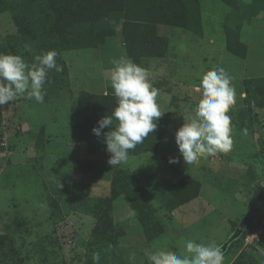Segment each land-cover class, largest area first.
<instances>
[{
	"label": "rangeland",
	"instance_id": "obj_1",
	"mask_svg": "<svg viewBox=\"0 0 264 264\" xmlns=\"http://www.w3.org/2000/svg\"><path fill=\"white\" fill-rule=\"evenodd\" d=\"M239 1L247 4L252 0ZM198 4L201 35L180 25H158L157 33L162 41L157 50L159 56L151 59L153 67L147 63L149 59L144 62L154 87L159 90L157 102L164 112L158 123L164 128V136L156 153L129 155L128 160L119 165L129 170L130 183L164 231L147 241L136 211L122 196L114 199L112 223L117 230L122 264H150L148 255L161 247L182 255L187 240L220 246L264 188V106L248 102L242 84L243 78L264 76V12L242 24L240 40L246 44L247 51L244 57H239L225 46L223 23L230 7L221 0H198ZM5 15L9 18L8 13ZM113 27V35L107 34L108 29L96 33L98 48L62 51V58L74 67V82L79 88H72L69 81L68 90L60 91L57 97L44 103L19 98L23 99L22 103L32 105V109L36 108L34 112L37 110L39 116L48 108L52 112L48 104L57 109L54 111L57 122L52 126L58 129L56 134H51L43 154L37 149L39 145L34 146L33 139H28L29 135L14 139L13 134L20 131L18 126H14L15 132L7 126L4 134H0V235L10 238L16 249L15 257L23 264H84L86 244L96 218L84 212L88 210V204L81 202L84 197L68 202L65 190L55 192L53 185L65 178L63 186L67 189L69 180L73 179L81 182L73 183L81 195L88 190L87 183L94 184V195H109V175L105 172L112 173V170L106 169L104 160L108 152L104 141L101 150L98 148L91 156L93 171L72 169L69 158L79 156V152L70 147L77 94L86 89L99 93L101 88L97 86L103 84L102 76L98 75L93 78L95 83H91L90 74L95 70L88 66L83 68L85 62L97 59L99 64L114 67L113 61L128 58L120 25ZM0 31L2 36L14 28L9 25ZM216 68H223L235 87L236 102L227 113L234 126L233 146L229 152L187 165L178 151L174 133L183 123V114L194 115L199 99L194 86L204 72ZM108 80L105 81L106 92L111 85ZM96 144L97 141L95 149ZM170 157H176L178 162L169 163ZM88 164L91 165V160ZM184 178L198 182L197 196L167 211L155 192ZM94 195L89 194V197H97ZM51 200L57 202V208L52 206ZM259 214L246 228V234L223 253L224 264H230L244 250H250L258 259L264 256V208Z\"/></svg>",
	"mask_w": 264,
	"mask_h": 264
},
{
	"label": "trees",
	"instance_id": "obj_2",
	"mask_svg": "<svg viewBox=\"0 0 264 264\" xmlns=\"http://www.w3.org/2000/svg\"><path fill=\"white\" fill-rule=\"evenodd\" d=\"M221 1L230 7L223 23L226 49L244 57L247 46L240 40L241 26L261 11L264 12V0H252L247 4L239 0ZM0 13H8L14 28V31L0 38V52L21 55L28 63L32 62L34 55L49 49L58 52L57 63L62 66L63 71L57 73L54 69L49 70V82L44 85V101L57 97L64 89L68 90V66L62 58V51L98 48L96 33L102 29H108L107 34L113 35V25H120L128 58L143 67L145 61L159 56L157 50L162 41L157 33L158 25H180L194 34L202 33L198 0H0ZM242 84L244 98L263 107L264 76L245 78ZM115 106L116 98L111 85L105 93L83 90L77 94L72 139L85 145L88 157L73 159V169L82 172L93 171L94 161L91 156L95 153L97 136L92 132V128L97 126L98 120L104 115H111ZM106 131L108 129L102 130ZM163 136L164 128L158 123L154 133L134 150H130L129 155L156 153ZM38 145L36 140L35 146ZM109 156L110 153H106L107 161ZM84 165L89 167L83 168ZM64 181L65 178H61L56 182L53 185L54 191L65 190L68 202L72 199L80 201L84 197L81 202L88 204V210L84 212L96 218V224L86 244L84 264H94L92 257L96 252L100 254L99 264L123 263L118 251L117 230L112 223V203L119 196L136 211L147 241L153 240L164 231L163 225L154 217L152 211L146 209V202L130 183L132 178L128 169L120 165L114 167L109 183V195L103 197L90 198L89 187L84 195L77 193L71 180L66 182L68 188L65 189ZM197 194L198 182L184 178L156 191L154 195L163 208L171 211L192 200ZM51 201L52 206L57 208V202ZM18 222L19 220H16V225ZM246 231L247 229H244L240 237L244 236ZM240 237L232 241L226 251ZM15 255L16 249L10 238L0 235V264H23ZM230 264H264V256L258 259L250 250H244L239 252Z\"/></svg>",
	"mask_w": 264,
	"mask_h": 264
},
{
	"label": "clouds",
	"instance_id": "obj_3",
	"mask_svg": "<svg viewBox=\"0 0 264 264\" xmlns=\"http://www.w3.org/2000/svg\"><path fill=\"white\" fill-rule=\"evenodd\" d=\"M57 57L58 52L49 49L34 55L28 63L21 55L0 52V106L18 98L43 103L49 70L63 71ZM113 64L110 82L116 106L111 115L98 120L92 132L98 137L103 135L110 153L107 162L115 167L126 162L130 150L154 133L164 111L157 102L159 90L154 87L146 68L127 57ZM194 91L199 94L194 115L182 113L183 123L174 133L178 151L187 165L229 152L233 146L234 126L227 114L236 102L231 77L223 68L208 70L194 86ZM103 129L108 131L102 132ZM177 162L176 157L169 158V163ZM92 259L94 264H99L100 254L94 253ZM148 261L150 264H224V254L218 245L187 240L182 255L161 247L148 255Z\"/></svg>",
	"mask_w": 264,
	"mask_h": 264
},
{
	"label": "crops",
	"instance_id": "obj_4",
	"mask_svg": "<svg viewBox=\"0 0 264 264\" xmlns=\"http://www.w3.org/2000/svg\"><path fill=\"white\" fill-rule=\"evenodd\" d=\"M9 25H12V23H10V19L7 17V15H5V13H0V30L2 28L8 27ZM2 34H3L2 36H4L7 33H2ZM0 35H1V31H0ZM2 36H0V37H2ZM151 59H149V61L147 62L149 64V67H153V65H154L153 62L151 61ZM65 62L67 63V66H68L70 86L72 88H79L76 86V84L74 82L75 75L73 74V71H72V69L74 67L72 68V65L70 62H68V61H65ZM156 65H157V63H156ZM86 66L92 67L95 70L91 74L89 72V74L92 75L90 77L92 79L91 83H93V84L95 83L93 80V78H95V75L102 76L103 84L100 86H97V88H101L100 89L101 91H99V93H105L106 92V86L108 85L105 81L107 79H110V73H111V69L113 67H109V64L108 65H104L102 63L99 64L97 59H91V60L85 62V66H83V68L86 69ZM84 74H87V73L85 72ZM255 77H260V76H255ZM246 78H250V77H246ZM243 79H245V78H243ZM108 82H110V80H108ZM91 87H94V86H91ZM86 90L89 91V89H86ZM22 101H23V99L19 100V98H18L14 102H9L7 105L0 106V125H1L0 134L1 133L4 134L7 126H11L13 128L14 132H15L14 126H16V127L18 126L20 131L17 133V135L15 133L13 134V136L15 137L14 139L15 140L17 138L19 139V137L24 138L25 137L24 135H29L28 139H33L32 144L35 146L36 140L34 139L33 136H36L37 141L39 143V147H40L39 149L41 150L40 152L42 153V151L45 148V145L50 140L51 134H54V133L56 134V132H57V129H58L57 126L56 125L52 126L53 123L57 122V115H54V111L56 112L57 109H56L55 105L48 104V106H52V107H50L51 109H53L52 112L48 108V110L42 116H39V115H37V110H35V112H34V109H36V108L32 109V107H31L32 105L22 103ZM59 130L61 131L60 128H59ZM31 134H35V135L31 136ZM96 141H97V144H96L95 153H97L98 148H99V150H101L100 147L104 141L103 135H101L100 137L97 136ZM98 145H99V147H98ZM70 147H71V150L79 152V156L69 158V166L72 168V160L73 159H83L86 155V152H85V148L83 147V144L79 141H72L70 144ZM15 149L18 150L20 148H15ZM104 161L106 163V169L113 171L114 167L109 165L106 160H104ZM52 166H54V165H52ZM105 175L106 176L109 175V183H110L111 173L105 172ZM71 182L81 184V182L75 181L73 179H71ZM109 183H108V186H109ZM87 184H89L90 196L94 195V184H92V183H87ZM108 192H109V187H108ZM105 195H103V196H105ZM94 196L101 197L102 195L97 194Z\"/></svg>",
	"mask_w": 264,
	"mask_h": 264
},
{
	"label": "water",
	"instance_id": "obj_5",
	"mask_svg": "<svg viewBox=\"0 0 264 264\" xmlns=\"http://www.w3.org/2000/svg\"><path fill=\"white\" fill-rule=\"evenodd\" d=\"M264 208V188L261 189L254 197L251 204L248 206L245 213L240 217L234 230L228 235L225 241L219 246L224 253L229 244L240 237L242 231L249 227L251 223L256 219L257 215Z\"/></svg>",
	"mask_w": 264,
	"mask_h": 264
}]
</instances>
